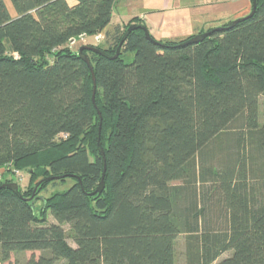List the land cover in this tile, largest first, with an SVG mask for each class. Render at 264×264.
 Wrapping results in <instances>:
<instances>
[{
    "label": "trees",
    "instance_id": "16d2710c",
    "mask_svg": "<svg viewBox=\"0 0 264 264\" xmlns=\"http://www.w3.org/2000/svg\"><path fill=\"white\" fill-rule=\"evenodd\" d=\"M76 1L0 0V262L264 264V0L193 44L100 41L117 0Z\"/></svg>",
    "mask_w": 264,
    "mask_h": 264
},
{
    "label": "crops",
    "instance_id": "0c3cea01",
    "mask_svg": "<svg viewBox=\"0 0 264 264\" xmlns=\"http://www.w3.org/2000/svg\"><path fill=\"white\" fill-rule=\"evenodd\" d=\"M66 1L71 7L78 3ZM251 10L252 0H117L111 24L97 39L139 19L157 41L178 42L244 18Z\"/></svg>",
    "mask_w": 264,
    "mask_h": 264
},
{
    "label": "rangeland",
    "instance_id": "374dc122",
    "mask_svg": "<svg viewBox=\"0 0 264 264\" xmlns=\"http://www.w3.org/2000/svg\"><path fill=\"white\" fill-rule=\"evenodd\" d=\"M7 7L9 8V10L12 12L13 17L16 16V14L13 11L12 5L10 3V0H5ZM89 42V43H88ZM95 42L93 40L91 41H85V39H78L76 42H74L73 47L75 50H80L81 47L85 46V45H89V44H94ZM124 60L126 63H132L134 61V54L132 53H128L125 55ZM5 169H0V174H6L5 173ZM28 176L27 174H23L21 180H18V182H20V185L23 188L27 187L28 184ZM72 185V181L71 180H67L65 185H56V187H54L53 185H47L45 187L44 190H42L41 192H39V195H36V199L34 201V205H35V210H36V214L39 215L40 214V209L43 206V200L46 198H49L54 192H64L66 191L70 186ZM48 221L50 223H55V220L53 219L52 215H50V213H48ZM65 230L68 232L70 230V227L67 225L65 226ZM68 243L75 247V244L73 243L72 240H68ZM186 236L185 235H181L177 241H176V245H175V261L176 264H187L186 263ZM230 256V253L224 254L219 261H221L222 259H225L226 257ZM15 263V260H13L12 264ZM0 264H2L0 262ZM62 264V263H61Z\"/></svg>",
    "mask_w": 264,
    "mask_h": 264
},
{
    "label": "water",
    "instance_id": "95a60500",
    "mask_svg": "<svg viewBox=\"0 0 264 264\" xmlns=\"http://www.w3.org/2000/svg\"><path fill=\"white\" fill-rule=\"evenodd\" d=\"M256 8H257V3H256V0H252V10L250 12L249 15H247L246 17L244 18H240V19H237L235 21H232L230 22L229 27H231L232 25L236 24L237 22L241 21L242 19H246L248 17H251L254 15L255 11H256ZM137 29H140L142 30L144 33H145V37L150 40V41H154L151 36H150V33L149 31L147 30V28H145L144 26H140V25H132L128 28L125 36L123 37L122 39V42L126 39L127 35L134 31V30H137ZM217 29H221L220 27L216 28ZM211 32H205V33H202V34H199L197 36H195L194 38H192L191 40H189L188 42H186V44H193V43H197L203 39H205L206 37H208L210 35ZM184 44V45H186ZM85 50H89V51H93V52H96V53H100V54H104L103 52L99 51L98 49L96 48H93V47H87V46H83L80 48L79 50V55L83 58V60L86 62V64L88 65L90 71H91V74H92V79H93V96H92V101L93 103L95 104V93H96V79H95V75H94V70H93V67L91 66L90 64V60L88 58V56L84 55V51ZM119 53H120V49L117 50V53L112 57V59H115L119 56ZM99 148H100V152L102 154L103 157H105V154H104V151L103 149L101 148L100 144H99ZM105 172H106V167H104V173H103V178H102V181H101V184L99 185V188L97 190V192H102L103 188H104V177H105ZM59 178L57 177L56 180H58ZM50 179L48 180H45V181H49ZM1 188H9L11 190H13L14 192L16 193H19V188H18V185L13 183V184H6V185H3ZM0 188V189H1ZM38 188V187H37ZM36 188V190H37ZM36 190L34 191V195L36 193Z\"/></svg>",
    "mask_w": 264,
    "mask_h": 264
},
{
    "label": "built area",
    "instance_id": "2783aa9c",
    "mask_svg": "<svg viewBox=\"0 0 264 264\" xmlns=\"http://www.w3.org/2000/svg\"><path fill=\"white\" fill-rule=\"evenodd\" d=\"M64 137H66V136H64ZM16 177H17V179H19V180H21V178H22V176H23V174H21V173H19V172H15V174H14ZM2 176H3V174H0V183H1V181H2Z\"/></svg>",
    "mask_w": 264,
    "mask_h": 264
},
{
    "label": "bare ground",
    "instance_id": "6f19581e",
    "mask_svg": "<svg viewBox=\"0 0 264 264\" xmlns=\"http://www.w3.org/2000/svg\"><path fill=\"white\" fill-rule=\"evenodd\" d=\"M11 3V2H10Z\"/></svg>",
    "mask_w": 264,
    "mask_h": 264
}]
</instances>
